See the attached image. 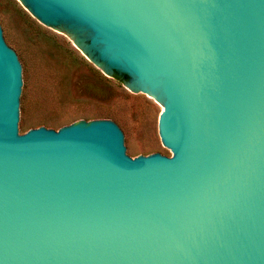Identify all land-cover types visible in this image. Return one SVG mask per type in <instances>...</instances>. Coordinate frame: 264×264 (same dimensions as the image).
<instances>
[{
	"label": "water",
	"instance_id": "1",
	"mask_svg": "<svg viewBox=\"0 0 264 264\" xmlns=\"http://www.w3.org/2000/svg\"><path fill=\"white\" fill-rule=\"evenodd\" d=\"M162 111L172 156L106 119L18 134L0 28V264H264V0H18Z\"/></svg>",
	"mask_w": 264,
	"mask_h": 264
},
{
	"label": "rangeland",
	"instance_id": "2",
	"mask_svg": "<svg viewBox=\"0 0 264 264\" xmlns=\"http://www.w3.org/2000/svg\"><path fill=\"white\" fill-rule=\"evenodd\" d=\"M0 28L21 66L18 134L106 119L121 129L127 156H172L159 135L162 108L148 91L133 90L104 73L72 37L42 23L18 0H0Z\"/></svg>",
	"mask_w": 264,
	"mask_h": 264
},
{
	"label": "bare ground",
	"instance_id": "3",
	"mask_svg": "<svg viewBox=\"0 0 264 264\" xmlns=\"http://www.w3.org/2000/svg\"><path fill=\"white\" fill-rule=\"evenodd\" d=\"M70 40H71V37L70 36H68V35H66ZM75 44V43H74ZM76 45V44H75Z\"/></svg>",
	"mask_w": 264,
	"mask_h": 264
},
{
	"label": "trees",
	"instance_id": "4",
	"mask_svg": "<svg viewBox=\"0 0 264 264\" xmlns=\"http://www.w3.org/2000/svg\"><path fill=\"white\" fill-rule=\"evenodd\" d=\"M117 79V78H116Z\"/></svg>",
	"mask_w": 264,
	"mask_h": 264
}]
</instances>
